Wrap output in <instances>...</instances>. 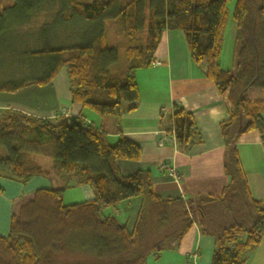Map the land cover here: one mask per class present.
Listing matches in <instances>:
<instances>
[{"label":"trees","instance_id":"16d2710c","mask_svg":"<svg viewBox=\"0 0 264 264\" xmlns=\"http://www.w3.org/2000/svg\"><path fill=\"white\" fill-rule=\"evenodd\" d=\"M231 1L131 0L122 6L120 0H14V5L0 11L1 51L6 34L29 25L44 6L57 8L41 25L43 35L36 49L23 39L19 44L26 52L10 50V55L22 56L25 68L35 65L36 75L0 84V94L48 86L66 68L73 104L101 118L121 116L139 104L136 72L156 64L155 53L166 31H180L190 58L197 65L205 64L206 78L217 87L229 115L220 127L228 185L219 196L183 199L157 195L152 169L122 174L118 161L142 158V148L122 133L112 141L81 114L39 118L0 110V147L6 150L0 157V178L26 185L43 177L51 184L50 189L12 201L9 234L0 236V264H148L151 256L158 259L177 251L194 225L202 236L214 239L211 264L247 263V254L264 238V205L252 195L237 143L243 135L258 132L264 148V0H235L236 75L221 66ZM55 14L62 19L58 28L66 31L65 26L71 25L80 33L79 44L51 46L49 22ZM108 20L118 22L124 35L137 44L125 49L126 69L118 75L109 72L119 50L107 46L104 23ZM88 29L90 36L83 32ZM142 32L143 40L137 36ZM170 124L168 133L174 134L181 153L204 143L193 115L182 107L172 108ZM66 178L74 179L77 186H90L95 199L66 204ZM0 193L4 194L1 188ZM133 198H140L142 204L129 229L107 210Z\"/></svg>","mask_w":264,"mask_h":264},{"label":"crops","instance_id":"0c3cea01","mask_svg":"<svg viewBox=\"0 0 264 264\" xmlns=\"http://www.w3.org/2000/svg\"><path fill=\"white\" fill-rule=\"evenodd\" d=\"M236 52L237 31L235 58ZM155 59L156 64L151 68L136 72L139 104L136 109L126 110L121 116L99 119L87 116L89 113L81 106L72 103L70 91L69 94L62 91L55 80L48 86H31L16 94H0V110L13 109L39 118H54L63 109H68L70 116L81 114L88 122L105 131L112 141L122 133L142 148L139 162L118 161L117 165L125 176L143 169L154 170V190L160 197L187 199L199 194L219 196L229 183L224 172L226 143L220 130L229 115L219 91L206 78L205 64L197 65L190 58L182 32L166 31ZM174 106H180L193 115L203 136L204 143L193 147L187 154L181 153L169 142L159 145L163 132L170 130V114ZM237 147L252 195L264 205V169L261 170L257 162L256 165L248 164L249 158L244 159V153L256 151V147L264 150L260 135L258 132L243 135ZM4 155L0 153V157ZM164 163L171 165L174 176L161 170ZM65 180L69 182L68 189L77 190V200L68 205L95 199L90 186H77L76 181L70 178ZM0 188L4 191L3 197H0V236L7 237L12 201L25 193L50 189L51 184L43 177H36L26 185L0 179ZM141 204L140 198H133L123 202L118 209L107 212L116 215L132 229ZM214 246V239L202 236L198 226L194 225L177 251L163 253L158 259L151 256L148 264H211ZM246 264H264V238Z\"/></svg>","mask_w":264,"mask_h":264},{"label":"rangeland","instance_id":"374dc122","mask_svg":"<svg viewBox=\"0 0 264 264\" xmlns=\"http://www.w3.org/2000/svg\"><path fill=\"white\" fill-rule=\"evenodd\" d=\"M0 11H2L3 8L9 7L11 5H14V0H0ZM131 0H120V4L122 6H125L128 4ZM235 0L231 1L229 3V21L227 24V27L224 31V41H223V48H222V54H221V66L224 70L230 71L232 75H236L237 69H236V61H235V42H236V24L233 20V11L235 8ZM56 5V4H55ZM57 13V8L54 5H47L44 6L41 11H39L36 15H33L31 18L30 24L26 27L22 28L21 32H12L10 31L8 34H6L5 37V47L2 48L3 50L0 51V84L3 83H10V82H21L25 79L31 78L32 76H35L37 71L35 69V65L32 69H30L31 65L27 66V68L24 67V61L23 58L20 57H14V55H10V50L14 49L13 54L18 53L19 55L23 52H26V48L24 49L20 44V40L26 39L31 49H36L37 47V39L42 37L43 33L40 32V29L44 25L43 23L46 22L48 16L47 14ZM51 20V19H50ZM62 19H58L57 14L52 16V21L49 22V24L52 25V43L51 46L53 48H60L61 46H67V48L71 47V45L79 44L80 40V33L78 34V31L73 28L71 25L67 28L65 26L66 31L64 28H58L59 24L62 22ZM66 22V21H63ZM59 23V24H58ZM43 24V25H42ZM42 25V26H41ZM41 26V27H38ZM30 27V29H29ZM38 27V29H37ZM13 28V26H12ZM80 28V26H78ZM24 29V30H23ZM29 31H27V30ZM104 29L106 34V41L107 46L109 48H116L119 50V59L117 63L113 64L109 68V72L112 75H118L125 71L126 69V61L124 58V51L126 48L130 46L137 45L132 39H128L123 31H121L120 25L118 22L113 20L105 21L104 23ZM26 30V31H25ZM81 31V29H79ZM77 31V32H75ZM83 32H86V34H91V29H88L87 31L84 30ZM82 33V32H81ZM83 34V33H82ZM72 36H74L72 38ZM138 38L144 39L146 36L145 32H142L137 35ZM19 40V41H18ZM35 41V42H34ZM18 44V45H17ZM58 46V47H57ZM15 48L17 50L15 51ZM13 57V58H11ZM235 58V59H234ZM29 67V68H28ZM55 82L59 84V88L67 92L69 94V91L71 89V82L69 80L67 70L66 68H62L57 77L55 78ZM85 112L89 115L87 116H93L91 118L99 119L101 117L96 116L94 113H92L89 110H85ZM264 117V115H263ZM168 134V133H167ZM0 153H6L5 148L0 147ZM254 156V158H253ZM248 164H253L263 170L264 169V150L261 147H256V151H252L247 153H244V159H248ZM253 158V159H252ZM247 162V161H245ZM3 179V178H0ZM7 180V179H5ZM10 181V180H9ZM28 184V183H27ZM23 185V184H22ZM77 190L68 189L65 192V203L69 204L77 200L75 198ZM29 194V193H25ZM24 195V194H22ZM0 197L2 198L3 195L0 193ZM1 202V200H0ZM2 206V204H1ZM12 209V204H11ZM10 219H11V213H10ZM10 222V221H9ZM10 227V224H9ZM256 250V249H255ZM251 251L247 254V258L252 256V253L255 251Z\"/></svg>","mask_w":264,"mask_h":264},{"label":"built area","instance_id":"2783aa9c","mask_svg":"<svg viewBox=\"0 0 264 264\" xmlns=\"http://www.w3.org/2000/svg\"><path fill=\"white\" fill-rule=\"evenodd\" d=\"M58 116L68 118L70 116V111L68 109H63L58 114ZM166 142L175 144V137H174L173 133H168L167 134V133L163 132V136H162V139L159 141V145L163 146L164 143H166ZM160 168H161V170L166 171L168 174H170L172 176L175 175V171L172 169L170 164L164 163V164L161 165Z\"/></svg>","mask_w":264,"mask_h":264}]
</instances>
